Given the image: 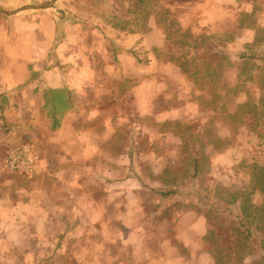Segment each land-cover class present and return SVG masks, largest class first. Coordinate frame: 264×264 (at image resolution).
Here are the masks:
<instances>
[{
	"label": "crops",
	"instance_id": "0c3cea01",
	"mask_svg": "<svg viewBox=\"0 0 264 264\" xmlns=\"http://www.w3.org/2000/svg\"><path fill=\"white\" fill-rule=\"evenodd\" d=\"M38 1L0 0V6L13 11L44 4ZM70 1L12 13L0 10V154L2 140L16 145L33 138L40 158L36 171L23 176L10 193L0 181V226L14 228L13 242H32L43 253L51 252L55 241L74 240V252H60L71 260L68 264H198L194 240L206 232L204 217L185 213L168 221L173 222L170 233L183 226L176 238L186 254L171 241L153 253L142 212L145 176L113 164L141 155L137 147L169 145L160 136L170 133L159 122L183 123L202 114L179 90L184 72L158 55L165 36L156 18L121 31L102 17L95 29L83 23L88 15L69 9ZM67 13L74 18L63 25L56 41V18ZM90 33L96 40L88 41ZM130 48L146 51L147 62L136 64ZM111 50L116 59L107 54ZM165 81L178 91H169ZM49 89L68 91L73 99L54 130L43 112ZM172 98L178 104L172 105ZM125 128L134 132L131 138L121 136ZM97 182L104 187L101 200L93 195Z\"/></svg>",
	"mask_w": 264,
	"mask_h": 264
},
{
	"label": "rangeland",
	"instance_id": "374dc122",
	"mask_svg": "<svg viewBox=\"0 0 264 264\" xmlns=\"http://www.w3.org/2000/svg\"><path fill=\"white\" fill-rule=\"evenodd\" d=\"M38 2L45 3L46 0ZM131 2V0H107L105 5L102 0H71L69 9L83 17L88 15L83 22L88 27L99 29V23L102 22L103 17L111 27L117 26L121 31H132L148 25L150 21L145 18V14L153 13L157 16L156 22L164 36L165 26L173 27V31L179 28V32L173 35V42L179 47V51L187 50L185 46H181L183 41H187L182 37L181 31L191 29L195 32L202 30L201 32L213 35L220 44L232 52L243 55L264 53V0H203L200 3L202 5L191 10L185 4L179 6L180 0H162V2L145 0V3L141 5ZM203 5L207 6L202 9ZM204 15L207 20L201 22ZM94 40L96 37L91 33L88 34V41ZM165 45L158 53L162 60L166 59ZM239 47L241 48L237 49ZM137 51L141 58L145 57L146 51ZM225 61L231 66L228 81L231 82L230 87H232L225 107L219 106L202 112L194 118L199 121L197 128H190L186 133L182 132L181 127L174 124L172 120L159 122L158 125L163 127L162 131L171 134L160 136L168 139L169 145L141 146L139 147L141 151L137 147L141 155L128 162L113 163L124 165L129 171H138L145 176L147 190L145 194H142L144 197L142 212L145 213L144 226L149 236L148 244L153 253L161 249L160 244L168 241L182 250L176 237L183 232V226L177 227L172 233L169 232L173 229V222L168 223V221H172L175 217L184 216L185 213L191 215L187 216L189 218L195 215V217L203 218L207 215L212 226L219 229H224L232 219L227 214L214 215L207 207H203L196 197L168 195L160 198V194L156 192L172 187L195 189L220 208H234L233 212L235 214L241 212L251 230L257 232L259 236H264V223H262L264 216H261L264 211V63L247 57L237 59L232 54H228ZM183 75L186 78L180 80L182 82L179 90L183 91L185 98L190 99L192 91L190 77L186 72ZM164 85L171 89L169 91L172 89L175 92L178 91L170 81H165ZM223 101L222 99L221 102ZM171 102L172 105L178 104L173 98ZM239 103L245 106L240 110L241 114L235 117L233 112ZM242 111H248L244 119H242ZM187 116H189L188 113L183 114L185 120ZM143 120L146 124H150L149 119ZM191 121L180 123L186 125ZM243 121L249 125H244ZM189 133L191 134L188 135ZM202 133L207 140L213 141L207 142L205 147L200 149L197 175L192 177L194 173L192 146L203 142L200 138ZM133 134L134 132L131 133L126 128L121 132L122 137L130 136L131 138ZM158 137L159 134H156V138L160 139ZM2 141L5 146H1L4 152L0 154V181L4 190L10 193L14 189L13 186L19 184L25 175L9 172L2 163L3 157L9 150L20 145L35 146V144L33 138L27 142L15 143L16 145H7V139ZM151 152L156 153L157 156L154 158ZM103 189L101 183L93 184V195L96 199H103ZM240 204L241 209L235 208ZM13 230L11 226H0V264H42L40 259H46L48 264H68L71 261L65 255L60 256V252H74L76 247L74 240L63 243L55 241L52 243L51 252L43 253L42 250L34 249L37 246L32 242L20 240L13 242L16 236ZM56 236L58 237L59 233ZM79 244L81 242L77 245ZM87 245H91V242H87ZM245 253L248 261L257 264L259 258L255 246L250 244Z\"/></svg>",
	"mask_w": 264,
	"mask_h": 264
},
{
	"label": "trees",
	"instance_id": "16d2710c",
	"mask_svg": "<svg viewBox=\"0 0 264 264\" xmlns=\"http://www.w3.org/2000/svg\"><path fill=\"white\" fill-rule=\"evenodd\" d=\"M131 1L133 4L135 2L137 5L145 3V0ZM154 1L162 2V0ZM102 2L107 5V0H102ZM202 2L203 0H180L179 6L185 4L187 7H193ZM133 10H135V8ZM150 16L157 19V16L153 13L151 15L150 13L145 14L146 19ZM165 27L166 59H163V62L175 63L182 71L188 73L192 86L190 100L198 104L200 112H204L208 109H216L219 106L221 108L226 106V99L232 88L230 87L231 82L228 81L231 66L230 63L225 61L227 60L228 54L234 55L237 59L247 57L264 63V53L243 55L238 52H232L227 47L220 44L216 37L208 35L206 32H201L202 30L200 32H195L191 29H183L181 35L187 41H183L181 46H185L187 50L179 51V47L173 42V35L179 32V28L177 31H173V27ZM127 51L134 58L136 64L147 62L146 56L141 58L137 49L130 48ZM107 54L109 57L116 59V51L111 50ZM106 58L107 55L105 56V60ZM222 99L224 100L223 102H221ZM72 100L69 92L65 90L49 89L45 92L43 104L45 111L43 112L44 117L49 119L50 130H54L58 127L62 114L72 105ZM243 106L245 105L239 103L236 106L237 109L233 112V116L236 117L241 114L240 110H242ZM245 113H248V111H242V119H244ZM198 122V120H193L186 125H183L178 121H174L173 123L180 126V130L186 133L190 128L196 129ZM243 124L246 126L249 125L245 121H243ZM190 134L191 133L188 135ZM200 138L203 142H198L192 146V151L194 153V173L192 174V177L197 175L200 149L205 147L207 142L213 141L212 139L207 140L204 133H202ZM32 147L38 153L36 146ZM156 192L160 194V198L168 195H171L172 197L182 196L185 198L196 197L198 201L200 200V204L203 207H207L214 215L227 214L228 216H231V222H229L224 229L215 228L209 221V216H204L206 232L197 235L194 240V254L198 264H252L251 261L247 260L248 257L245 253V250L249 248L250 244L257 248V257L259 258L257 264H264V236H259L257 232L251 230V228L247 226L241 212L235 214L232 210L234 208H220L203 197L201 193L195 189L188 187L182 189L172 187L167 190H157ZM235 208L241 209V204ZM261 216H264V211L261 213ZM262 223H264L263 218ZM252 238L254 239L250 240ZM180 251L181 253L186 254L184 248ZM41 261L42 264H48L46 259H40V262Z\"/></svg>",
	"mask_w": 264,
	"mask_h": 264
},
{
	"label": "built area",
	"instance_id": "2783aa9c",
	"mask_svg": "<svg viewBox=\"0 0 264 264\" xmlns=\"http://www.w3.org/2000/svg\"><path fill=\"white\" fill-rule=\"evenodd\" d=\"M39 159V154L31 144H23L6 153L4 164L9 172L32 175L36 171Z\"/></svg>",
	"mask_w": 264,
	"mask_h": 264
},
{
	"label": "water",
	"instance_id": "95a60500",
	"mask_svg": "<svg viewBox=\"0 0 264 264\" xmlns=\"http://www.w3.org/2000/svg\"><path fill=\"white\" fill-rule=\"evenodd\" d=\"M55 2V0H49L47 3H44V4H30V5H26V6H22L16 10H13V11H7V10H4L1 6H0V10L3 11V12H17V11H20V10H23V9H28V8H47V7H50L53 3ZM73 15L71 13H67L65 17L63 18H56V37H55V40L57 41L58 38L61 37L62 35V29H63V25L68 22V21H72L73 19Z\"/></svg>",
	"mask_w": 264,
	"mask_h": 264
}]
</instances>
